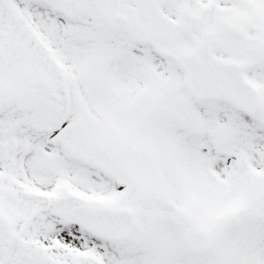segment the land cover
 <instances>
[{
    "label": "snow or ice",
    "instance_id": "snow-or-ice-1",
    "mask_svg": "<svg viewBox=\"0 0 264 264\" xmlns=\"http://www.w3.org/2000/svg\"><path fill=\"white\" fill-rule=\"evenodd\" d=\"M0 264H264V0H0Z\"/></svg>",
    "mask_w": 264,
    "mask_h": 264
}]
</instances>
